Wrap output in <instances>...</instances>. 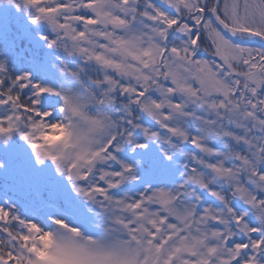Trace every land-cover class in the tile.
I'll list each match as a JSON object with an SVG mask.
<instances>
[{
	"label": "snow or ice",
	"instance_id": "6c2138e0",
	"mask_svg": "<svg viewBox=\"0 0 264 264\" xmlns=\"http://www.w3.org/2000/svg\"><path fill=\"white\" fill-rule=\"evenodd\" d=\"M0 264H264V0H0Z\"/></svg>",
	"mask_w": 264,
	"mask_h": 264
},
{
	"label": "rangeland",
	"instance_id": "374dc122",
	"mask_svg": "<svg viewBox=\"0 0 264 264\" xmlns=\"http://www.w3.org/2000/svg\"><path fill=\"white\" fill-rule=\"evenodd\" d=\"M8 14V13H7Z\"/></svg>",
	"mask_w": 264,
	"mask_h": 264
}]
</instances>
